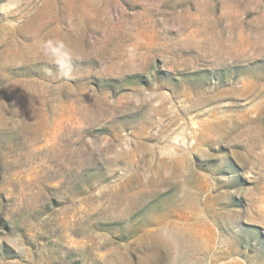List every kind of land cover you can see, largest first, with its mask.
Returning <instances> with one entry per match:
<instances>
[{
	"label": "rangeland",
	"instance_id": "rangeland-1",
	"mask_svg": "<svg viewBox=\"0 0 264 264\" xmlns=\"http://www.w3.org/2000/svg\"><path fill=\"white\" fill-rule=\"evenodd\" d=\"M0 264H264V0H0Z\"/></svg>",
	"mask_w": 264,
	"mask_h": 264
},
{
	"label": "bare ground",
	"instance_id": "bare-ground-1",
	"mask_svg": "<svg viewBox=\"0 0 264 264\" xmlns=\"http://www.w3.org/2000/svg\"><path fill=\"white\" fill-rule=\"evenodd\" d=\"M69 2V1H68ZM64 4V3H63ZM65 5V4H64Z\"/></svg>",
	"mask_w": 264,
	"mask_h": 264
}]
</instances>
